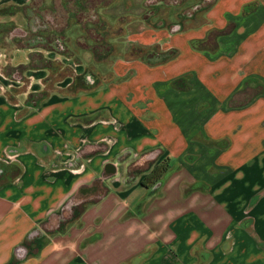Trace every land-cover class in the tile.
Listing matches in <instances>:
<instances>
[{
	"label": "crops",
	"instance_id": "0c3cea01",
	"mask_svg": "<svg viewBox=\"0 0 264 264\" xmlns=\"http://www.w3.org/2000/svg\"><path fill=\"white\" fill-rule=\"evenodd\" d=\"M113 2L94 6L105 23ZM36 5L0 0L53 33L41 8L54 0ZM164 7L188 27L170 32L182 21ZM128 13L145 58L127 45L95 84L0 98V264H264V0H132ZM47 40L32 62L53 55Z\"/></svg>",
	"mask_w": 264,
	"mask_h": 264
},
{
	"label": "rangeland",
	"instance_id": "374dc122",
	"mask_svg": "<svg viewBox=\"0 0 264 264\" xmlns=\"http://www.w3.org/2000/svg\"><path fill=\"white\" fill-rule=\"evenodd\" d=\"M35 1L36 7H40L42 0ZM109 1L54 0L52 9L41 8V11L49 12L50 18L47 19L49 21L47 25L54 30L53 33L44 32L43 34L41 33L43 30L39 28L41 27L40 23L33 24L35 28H39L38 30L25 29V25L22 24L25 19L14 18L16 9L12 7L0 8V14L5 16L10 14L6 22L0 24V98L12 99L17 94H21L26 99L25 97L32 93L40 98L46 94L48 95L56 84L61 85L63 83L61 80H68L66 77L72 76L75 79L74 85L79 87L80 85H77L79 82L84 84L86 81L90 85L95 84L94 78H97V75L104 74V72L109 73L112 59L117 54L122 56L127 45V47H132L131 44L129 45L130 42H127L130 36L126 28L128 23L135 18L133 14L128 13L130 1L132 2V0H116L111 7H107L110 10V16H108L109 18L105 23L99 15L95 14L94 6L99 5L100 2L105 5ZM171 1L175 2L176 0ZM151 8L150 11L153 10V7ZM96 10L104 11L102 7ZM174 10L171 7H164L163 13L166 17L168 15L174 17V14H172ZM17 14L20 17L22 15V13ZM122 15H125L126 19L119 20ZM175 19L182 22L166 23L165 25L170 32L188 27V18L180 19L179 15ZM153 26L156 25L153 24ZM54 32H63L65 39H52L51 37L55 38L57 35ZM46 38L50 39L47 40V45L48 48H51L49 50L53 55L50 58L48 57L46 62L45 60L32 62L34 57L32 59L27 52L34 47V49L43 48ZM36 45L41 47H36ZM85 47L95 48L96 57L93 53L87 56L83 50ZM146 47L133 45L130 57L132 59H142L141 56H144L145 58L147 56L144 54ZM111 48L115 50L107 54ZM150 49H153L150 52V57L153 58L152 55H154L155 58L153 59H158L161 53L154 49L158 50L159 47L154 45ZM21 52L22 55H19ZM126 56L125 52L124 57L126 58ZM168 57L169 55H165L162 58ZM157 59L153 61L154 64L158 63L159 60ZM80 63L88 64L86 71H82L79 66ZM46 64H51L52 70L49 72L34 71ZM69 64V68L66 67ZM16 100L21 103V99Z\"/></svg>",
	"mask_w": 264,
	"mask_h": 264
},
{
	"label": "trees",
	"instance_id": "16d2710c",
	"mask_svg": "<svg viewBox=\"0 0 264 264\" xmlns=\"http://www.w3.org/2000/svg\"><path fill=\"white\" fill-rule=\"evenodd\" d=\"M171 168L170 157L159 163L143 180L142 184L151 187L159 182Z\"/></svg>",
	"mask_w": 264,
	"mask_h": 264
}]
</instances>
